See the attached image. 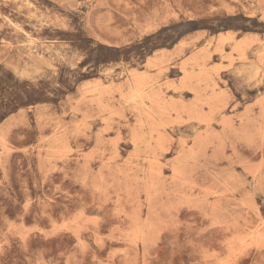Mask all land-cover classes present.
Segmentation results:
<instances>
[{"label":"rangeland","instance_id":"1","mask_svg":"<svg viewBox=\"0 0 264 264\" xmlns=\"http://www.w3.org/2000/svg\"><path fill=\"white\" fill-rule=\"evenodd\" d=\"M0 264H264V0H0Z\"/></svg>","mask_w":264,"mask_h":264},{"label":"bare ground","instance_id":"2","mask_svg":"<svg viewBox=\"0 0 264 264\" xmlns=\"http://www.w3.org/2000/svg\"><path fill=\"white\" fill-rule=\"evenodd\" d=\"M244 54H245V53H244ZM245 55H246V54H245ZM242 65H245V64H242ZM247 65H248V64H247ZM257 65H258V64H257ZM240 67H241V66H240ZM242 67H243V66H242ZM250 67H251V66H250ZM238 68H239V67L237 66V69H236V70H238ZM83 69H84V68H83ZM250 69H251V68H250ZM259 69H261L260 66H259ZM255 70H256V68H255ZM258 71H259V70H258ZM237 72H239V71H237ZM240 73H241V71H240ZM238 74H239V73H238ZM138 90H139V89H138ZM136 92H137V91H136ZM137 93H138V92H137ZM140 95H141V94H140ZM134 97H135V96H134ZM133 101H134V100H133Z\"/></svg>","mask_w":264,"mask_h":264}]
</instances>
